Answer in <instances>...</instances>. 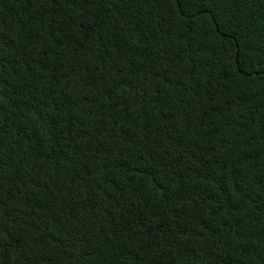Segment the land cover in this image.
I'll use <instances>...</instances> for the list:
<instances>
[{
    "label": "trees",
    "instance_id": "trees-1",
    "mask_svg": "<svg viewBox=\"0 0 264 264\" xmlns=\"http://www.w3.org/2000/svg\"><path fill=\"white\" fill-rule=\"evenodd\" d=\"M0 264H264V0H0Z\"/></svg>",
    "mask_w": 264,
    "mask_h": 264
}]
</instances>
